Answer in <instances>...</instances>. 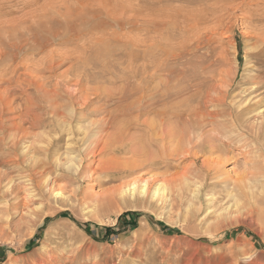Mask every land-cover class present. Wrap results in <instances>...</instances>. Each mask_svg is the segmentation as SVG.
<instances>
[{"label": "rangeland", "instance_id": "obj_1", "mask_svg": "<svg viewBox=\"0 0 264 264\" xmlns=\"http://www.w3.org/2000/svg\"><path fill=\"white\" fill-rule=\"evenodd\" d=\"M263 1L0 0V264H264V139L183 157L175 116L264 99Z\"/></svg>", "mask_w": 264, "mask_h": 264}, {"label": "bare ground", "instance_id": "obj_2", "mask_svg": "<svg viewBox=\"0 0 264 264\" xmlns=\"http://www.w3.org/2000/svg\"><path fill=\"white\" fill-rule=\"evenodd\" d=\"M186 1H192V0H186ZM263 1V0H262ZM194 2V1H193ZM258 2V1H257ZM264 2V1H263ZM198 3V2H197ZM262 3V2H260ZM190 4V3H189ZM264 4V3H263ZM264 9V8H262ZM258 12V11H257ZM262 12V11H261ZM259 12V14L261 13ZM254 14V13H253ZM258 14V13H257ZM255 15V14H254ZM253 15V16H254ZM262 15V14H261ZM261 15H259L260 17H258L256 15V17L261 18ZM261 21V19H256ZM253 21V20H252ZM258 22V21H257ZM259 24V23H258ZM260 25V24H259ZM264 25V23H263ZM262 26V25H261ZM192 28V27H190ZM193 29V28H192ZM261 29V28H260ZM263 31V30H262ZM261 31V32H262ZM264 34V33H263ZM262 35V34H261ZM260 37V35H259ZM258 38V37H257ZM256 38V39H257ZM260 41L258 43H261V47L258 50V52L256 53V56L263 60L264 63V38H259ZM194 40V39H193ZM190 50V49H189ZM259 61V60H258ZM262 62V61H260ZM263 65V64H262ZM261 65V66H262ZM261 68V67H259ZM259 69H257L258 71ZM261 71L264 70L262 69ZM259 73H261L259 71ZM258 76L260 74H257ZM263 80V79H262ZM193 81V80H191ZM190 82V81H189ZM259 82V81H258ZM261 83V82H259ZM261 85V84H260ZM260 85H256L257 87L253 88V91H250L251 93H255L256 91H258L259 89L262 88V86ZM189 86V85H188ZM185 87V86H184ZM191 88V86H190ZM171 89V88H170ZM252 89V88H251ZM183 90V89H182ZM185 90H188L187 88ZM176 91V90H175ZM168 92V91H167ZM186 92V91H184ZM226 92V91H225ZM231 92V91H230ZM181 93V92H180ZM250 93V94H251ZM177 93L175 92V95ZM179 94V93H178ZM189 94V93H188ZM152 95V94H151ZM150 95V99L151 98ZM172 95V94H171ZM181 95V94H180ZM205 95V94H204ZM249 95V94H248ZM154 96V95H153ZM202 96V94H201ZM214 96V97H213ZM229 93H224V94H217L212 95L211 97V101H212V106L213 109H206L201 110L200 111H195L194 110H190L187 113V116H185V120L183 121L182 118V114L179 115H175L176 119H178L179 121H182L184 124V130H182V135L180 137L179 140V152L182 155H184L183 157L187 156L189 157H193L194 159H198L199 153H202L201 155H208V154H212L214 152H221L222 155H224L226 152L225 150L227 149V147H229L231 145V143L233 144L235 141H241L245 138H249L252 136L253 139H255V141H262V139H264V99H259V100H255V98H253L254 96L251 95L247 96L245 98H243V100L240 101H236V97L232 99V104H227L226 100L229 98ZM257 96V95H256ZM166 96L164 95L162 98H165ZM170 97V94H169ZM204 97V96H203ZM154 98V97H153ZM175 98V97H174ZM205 98V97H204ZM207 98V96H206ZM170 99V98H168ZM201 99V98H200ZM155 99L151 100L154 101ZM171 100V99H170ZM196 100V95L195 94H191V95H186L185 98H183V101L185 104H190L192 103V101ZM203 100V99H202ZM205 100V99H204ZM203 100V101H204ZM164 99H159L157 100V102L155 101V103H161L164 102ZM169 101V100H168ZM193 101V102H194ZM202 101V102H203ZM209 101V100H207ZM171 102V101H170ZM174 102V101H173ZM196 102V101H195ZM199 102V101H198ZM197 102V103H198ZM205 102V101H204ZM154 103V102H153ZM170 104V103H169ZM195 104V103H194ZM205 104V103H204ZM206 105V104H205ZM153 106V105H152ZM158 106V105H157ZM197 107V106H196ZM209 107V106H208ZM205 106V108H208ZM188 108V107H187ZM211 108V107H210ZM173 110V109H172ZM208 110V111H207ZM179 112V111H178ZM182 112V111H181ZM180 112V113H181ZM186 112V111H184ZM165 115V114H164ZM173 117V116H171ZM166 118V117H164ZM175 118V117H174ZM173 119V118H171ZM170 120V119H169ZM177 121V120H176ZM171 122V121H170ZM182 126V125H181ZM211 127V130H213V133H208L207 131L210 130H206L207 127ZM154 127V126H153ZM180 130V129H179ZM181 131V130H180ZM166 133V132H165ZM177 134V133H176ZM175 134V135H176ZM165 135V134H164ZM177 136V135H176ZM175 138V137H174ZM176 139V138H175ZM251 139V138H250ZM163 140V139H162ZM169 140V139H168ZM235 142V143H236ZM257 142V143H258ZM229 145V146H228ZM178 150V149H177ZM195 150V151H194ZM228 151V150H227ZM177 155V154H175ZM182 157V156H181ZM147 158V157H146ZM164 158V157H163ZM206 159V158H205ZM208 161V160H207ZM220 161V162H219ZM223 161V160H222ZM219 162H221V158L219 157L218 160L217 159H213V160H209V162H205V167L208 168L206 169V174L205 176H203V178H207V176L211 177V175H215L218 176L219 175V171L217 169V167H215L214 165ZM64 163V162H63ZM69 163V162H68ZM215 163V164H214ZM218 163V164H219ZM19 162L16 163H12V165L14 166H18ZM21 164V163H20ZM194 165H197V161H194L193 163ZM214 164V165H213ZM0 165H6V162L0 161ZM207 165V166H206ZM63 166V165H62ZM198 166V165H197ZM220 166V165H219ZM213 167V168H211ZM35 169V168H34ZM68 169V168H67ZM205 169V168H203ZM185 173V172H184ZM193 174V175H192ZM192 176H194V173H191ZM38 176V175H37ZM189 175H187V173H185V175H183L184 178H188ZM198 177V176H197ZM214 177V176H213ZM183 178V179H184ZM195 178V177H194ZM8 181V183L11 181V179H9V172L7 171H3L0 170V192L3 190L4 184ZM137 183V182H136ZM206 184V183H205ZM134 186V185H133ZM141 187V186H140ZM164 187V186H163ZM165 188V187H164ZM250 189V197L251 198H256L257 195L255 194L253 188L252 187H248ZM132 189V187H131ZM143 189V188H142ZM248 189V190H249ZM57 190V189H56ZM164 189L162 187H158L156 188V193H160V191ZM3 192V191H2ZM184 192V191H183ZM132 193V192H131ZM143 194V193H142ZM154 194V192H153ZM186 194V193H185ZM134 195V194H133ZM161 195V194H160ZM55 196V195H54ZM182 200V199H181ZM221 200V199H220ZM224 200V199H223ZM183 203V202H182ZM182 205V204H181ZM248 216H250L252 219H255L256 216L259 215V211L257 210V208L253 205H250V207L248 208ZM244 213V212H243ZM241 215V214H240ZM239 216V215H238ZM244 218V217H243ZM252 222V221H251ZM235 224V223H234ZM236 257V256H235ZM234 261V260H233ZM230 263V262H229Z\"/></svg>", "mask_w": 264, "mask_h": 264}, {"label": "trees", "instance_id": "obj_3", "mask_svg": "<svg viewBox=\"0 0 264 264\" xmlns=\"http://www.w3.org/2000/svg\"><path fill=\"white\" fill-rule=\"evenodd\" d=\"M64 215H67L68 214V212L66 211L65 213H63ZM132 214H134V216H135V219L136 218H138L139 216H140V213L139 212H134V213H132ZM152 218V217H151ZM51 218H47V220H50ZM153 220V219H152ZM131 222H133L132 224H136V220L135 221H131ZM162 229H164V230H166V229H168V230H176V229H172L171 227H169V226H162ZM105 231H106V235H110L112 232H115L114 231V229L113 228H111V227H106L105 228ZM105 238L106 237H104L102 240H105Z\"/></svg>", "mask_w": 264, "mask_h": 264}]
</instances>
